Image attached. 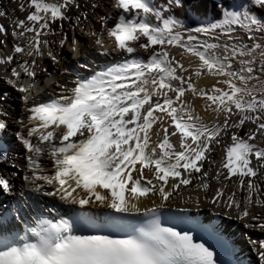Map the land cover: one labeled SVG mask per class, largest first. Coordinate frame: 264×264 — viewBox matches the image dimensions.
Returning a JSON list of instances; mask_svg holds the SVG:
<instances>
[{
	"label": "snow or ice",
	"instance_id": "obj_1",
	"mask_svg": "<svg viewBox=\"0 0 264 264\" xmlns=\"http://www.w3.org/2000/svg\"><path fill=\"white\" fill-rule=\"evenodd\" d=\"M12 2L16 8H0V18L6 12L10 19L17 10L26 13L23 19L12 20L10 35L14 53L27 47V55L33 57L31 62H17L8 77H0L21 94L24 111L15 122L19 130L14 136L26 150L24 186L72 207L64 214L56 205L37 211L34 200L25 199L22 191L14 206L0 212V264H230L220 256L235 255L234 242L219 228L204 229L219 242L218 248L201 241L192 229L166 227L167 221L161 220V210L166 207L163 202L190 185L194 173L209 176L202 169L205 162L215 163L210 156L217 147H222L224 155L212 179L231 180L235 176L246 194L242 200L235 198V192L224 198V185L210 203L235 209L238 221L250 218L256 222L243 226L261 231V237H248V242L256 264H264V216L250 212L253 205L264 206V145L253 142L257 133H264V0H245L239 7L216 0L219 15L209 18L205 12L192 22L194 26L175 15L174 9L184 7V0H164L162 4L155 0H112L110 7L120 11L107 27V35L114 38L118 58L99 70L78 75L73 86L65 90L67 94L42 101H30L28 93L34 84L22 82L21 72L35 79V57H43V49L58 63L50 45L66 47L64 24L69 23L74 32L82 19L87 20L88 12H80L79 0ZM72 9L78 12L75 17L69 15ZM111 19V14L99 17L101 33ZM7 31L0 25V35ZM58 33V41L47 38ZM101 33L92 31L89 35L95 37L101 54L107 55ZM3 42L0 39V44ZM76 46L73 35L72 52ZM170 46L198 58L196 77L206 72L223 79L210 91L198 89L191 75H185L192 66L185 67L170 55ZM12 62V54L0 57V65ZM86 67L87 63L79 64L77 70ZM40 71L47 73L45 68ZM257 72L259 75H254ZM254 80L259 86H250ZM186 91L207 99L206 108L215 112V122H205L194 112L183 99ZM8 98V92L0 94V103ZM0 115L5 116L0 119L3 135L8 120L6 113ZM165 117L174 127L171 133ZM34 120L39 123L33 124ZM158 121L163 138L153 144L149 130ZM177 133L180 150L169 139ZM225 137L229 138L227 144L222 143ZM42 156L51 158L52 174L43 167ZM7 159V150H0V163ZM145 169L151 177L144 176ZM203 187L209 185L204 183ZM14 190L9 177L0 174V192L11 195ZM126 192L133 198L136 194H158L161 203L143 209L147 219L142 226H130L122 237L102 232L77 234L83 212L88 211L86 206L113 210L105 212L109 219L115 213H141V208L126 198ZM236 264H240L238 259Z\"/></svg>",
	"mask_w": 264,
	"mask_h": 264
},
{
	"label": "bare ground",
	"instance_id": "obj_2",
	"mask_svg": "<svg viewBox=\"0 0 264 264\" xmlns=\"http://www.w3.org/2000/svg\"><path fill=\"white\" fill-rule=\"evenodd\" d=\"M157 4H162L164 0H155ZM81 5L80 12L87 10L88 16L87 20H81L79 26L73 30H71V25L69 23L64 24V31L68 33V41L67 46L60 48L58 45H50L51 50L54 54L57 55L58 63H54L47 55L48 49H43L45 55L43 57H35L37 61L36 66V77L33 80L32 78L27 77L21 72V81L27 84H34V87L30 90L29 97L30 101L32 99L38 100H46L49 97L57 96L58 94H67L65 92L66 89H69L73 86L74 81L76 80L78 75H86L100 68L104 67L105 64L110 61L116 60L118 58V53L114 51L115 43L114 38L109 37L107 35V27L110 26L115 19L117 18V14L120 10L113 9L110 7L112 0H79ZM95 3L97 7L93 9L91 5ZM216 0H184V7L175 8L174 12L177 17L183 18L189 26H194L193 21L198 20L202 14L207 13L209 18H214L219 15V13L215 9ZM223 3L226 6H235L239 7L245 0H223ZM0 8L12 9L16 8V5L13 4L12 0H0ZM105 14H111L112 19L108 21V24L105 26L103 32L101 33V25L99 23V17L104 16ZM70 16L75 17L78 15L76 9H72L69 12ZM26 16V13H21L18 10L12 15V18H9V15L6 12V16L0 18V25L5 26L8 30L4 35H0V39L4 42L0 44V57H4L8 54L13 55V62L11 65H0V77H8L10 75L9 69L11 67H16L17 62H23L24 60H28L31 62L33 57L27 55V47L24 48L22 53H14L13 52V38L10 35V29L12 27V20L16 18L23 19ZM96 31L97 33H101L100 38L103 40V48L108 49V54H101L100 46L96 45L94 40L95 37L89 35L90 32ZM73 35L76 38L77 46L76 51H71L72 46V37ZM51 40H59L61 38L58 33L55 36L47 37ZM245 41H247V36L244 37ZM170 55L175 56L178 60H180L185 67L191 65L192 67H188V72L185 75H191L192 80L195 82V86L199 88H204L205 90L210 91L212 85L216 84L218 79H223L220 77L212 76L207 74L206 72H202L200 77H196L194 74V68L198 65L199 60L197 57L192 56L190 53L185 52L182 48L169 47ZM87 63V67L83 70L78 71L77 65ZM238 62L234 61V67H238ZM47 69V73L41 72L40 69ZM257 68H259V62L257 61ZM67 70V71H65ZM18 71L20 69L18 68ZM179 74V70H178ZM254 75H259V73H254ZM261 82H264V76H261ZM256 85L257 82L251 81L250 86ZM217 87H225L223 84H217ZM8 92L9 98L6 102L4 109L0 108V113L7 114L8 120V129L7 132L3 135H0V150L6 149L7 152L13 153L12 155H8V159L0 163V174L7 175L11 180V183L14 185L13 194H21L23 191L24 198L34 200L33 207H39L40 205H48V204H60L65 205L62 202L58 201L52 197H44L42 195L36 194L30 191V186L25 188V182L23 180V176L27 170L26 168V151H18L19 142L16 141L14 133L19 130V127L16 125V121L20 119L21 112L24 111L22 106V102H20L21 108L20 111H15L11 107L16 105L18 100L19 92L16 91L13 87L7 85L3 79H0V94ZM186 103L190 104L191 108L197 113L203 121L205 122H215L217 119L215 112H213L210 108H206V105L209 104L205 97H200L198 95L193 94L191 91H186L183 97ZM2 103H0L1 105ZM214 107V106H213ZM2 110V112H1ZM27 117V113H25V118ZM0 119H5V116L0 115ZM219 119L223 120V114L220 115ZM33 124L39 123V121H33ZM165 125L168 127L169 133L174 130L173 126H170V122L168 118L164 119ZM31 126V125H30ZM255 127L254 125H251ZM59 131V129H57ZM151 141L153 144H156L163 138V130L160 129V122L154 124L152 128L149 130ZM23 134V133H22ZM242 134V133H241ZM179 133L176 136H169L170 142L174 145L176 150L179 149ZM229 142V138L225 137L223 144H227ZM259 145H264V133H257L255 140L253 141ZM13 151V152H12ZM223 149L222 147H217L210 156V160L215 163L205 162L204 168L202 171H208L209 176L207 178L203 177L201 174H193L192 183L186 187H182L177 192L173 193L171 198L163 203L166 207L170 208H190L192 209V214L196 211L200 213H206V217L209 218L212 214L218 213L221 217H223L222 225L225 229L224 231L230 232L232 236L236 237V242L242 246V252L245 257H247L251 262L256 264V256L251 249L248 237L251 238H259L262 233L259 229L253 230L251 228H244V223H256L251 221L250 218H246L245 221H238L235 219L236 211L235 209H230L225 207L223 203L213 204L210 203L212 196L215 194L216 190L224 187V198L235 192L236 199L242 200L244 195L246 194L242 191L238 186L237 178L234 176L231 180H225L221 177L219 180H214L212 177L215 175L216 169L220 167L223 157ZM41 161L43 167L45 168L48 174H52L54 171L51 158L48 156H42ZM15 163V165L12 164ZM255 163V160H253ZM21 167V168H20ZM139 167V165H137ZM20 168V170H18ZM15 173V176H13ZM135 175V174H134ZM145 177H151L152 173L145 169L144 171ZM247 179V178H245ZM143 183V182H142ZM169 183H172L171 178H169ZM207 183L209 185L208 188H204L203 184ZM48 190H51V186H47ZM99 190V189H98ZM106 190H103L102 194H104ZM27 195V196H25ZM29 195V196H28ZM10 195L4 194L0 192V207L4 206L5 203L8 202ZM126 198L131 200V202L136 203L138 207L141 208V212L145 208L153 207V204H160L161 201L159 199V195H152L149 193L147 196H139L136 194L135 198H133V194L126 192ZM197 199H199V203H197ZM8 203H12L9 201ZM69 206V205H67ZM79 206V205H76ZM80 207V206H79ZM103 207V206H99ZM250 212L253 214H260L264 216V206H255L250 207Z\"/></svg>",
	"mask_w": 264,
	"mask_h": 264
},
{
	"label": "rangeland",
	"instance_id": "obj_3",
	"mask_svg": "<svg viewBox=\"0 0 264 264\" xmlns=\"http://www.w3.org/2000/svg\"><path fill=\"white\" fill-rule=\"evenodd\" d=\"M20 95L21 94H19V96H18V100H17V102H16V105L14 106V107H11V106H9L10 108H12L13 110H15V111H20V108H21V105H20V102H21V100H20ZM5 106H6V104L5 103H2L1 105H0V108L1 109H4L5 108ZM1 112H2V110H1ZM17 125V124H16ZM18 127H19V125H17ZM17 141V140H16ZM19 148H18V151L20 152V151H26L23 147H22V145L19 143ZM13 152V151H12ZM13 153H10L9 152V156L10 155H12ZM13 165H15V163H13L12 164V167H13ZM21 168V167H20ZM20 168L18 169V170H20Z\"/></svg>",
	"mask_w": 264,
	"mask_h": 264
}]
</instances>
